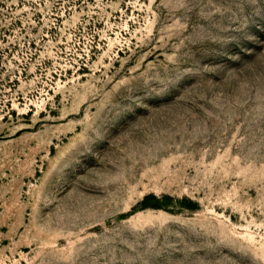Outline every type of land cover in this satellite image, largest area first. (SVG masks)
<instances>
[{
    "label": "rangeland",
    "instance_id": "1",
    "mask_svg": "<svg viewBox=\"0 0 264 264\" xmlns=\"http://www.w3.org/2000/svg\"><path fill=\"white\" fill-rule=\"evenodd\" d=\"M0 264H264V0H0Z\"/></svg>",
    "mask_w": 264,
    "mask_h": 264
}]
</instances>
